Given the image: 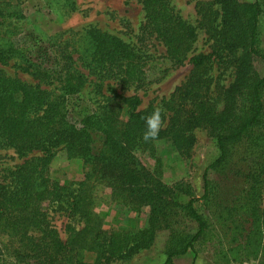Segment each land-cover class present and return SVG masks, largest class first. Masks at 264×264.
Masks as SVG:
<instances>
[{"label": "trees", "instance_id": "1", "mask_svg": "<svg viewBox=\"0 0 264 264\" xmlns=\"http://www.w3.org/2000/svg\"><path fill=\"white\" fill-rule=\"evenodd\" d=\"M63 1L68 10H76L75 0ZM137 1L145 12V29L160 39L168 59L176 65L184 63L196 43V28L175 12L170 0ZM216 4L221 9L219 21ZM196 11L199 27L214 40L216 50L191 58L190 77L163 101L171 116L154 139L146 141L144 133L145 120L156 108L141 110L137 96L115 95L102 111L85 115L77 126L68 119L66 98L81 93L85 85L82 76L61 77L62 96L51 100L39 86L8 77L0 70V147L10 148L19 156L44 152L10 171L8 183L0 182V235L10 239L17 254L11 264H111L150 249L161 230L170 232L165 264H174L175 257L194 252L195 243L209 228L206 218L194 207L196 200L192 197L187 204L176 201V190L155 172L144 169L135 153L153 151L155 142L167 140L181 155L189 156L195 145L193 132L202 125L210 128L219 150L218 159L208 170L227 169L236 151H244L248 156L245 170L238 173L247 186L246 201L250 206L258 203L264 191V76L256 71L254 60L260 56L259 22L264 0H196ZM25 21L19 6L0 7V63L23 59L33 68L35 79H51L49 73L54 72L44 66L45 61L34 56L32 48L17 42ZM88 35L100 80H111L121 92L147 84L146 60L138 50L99 29L90 30ZM239 49L242 56L236 60ZM223 51L234 59L237 71L226 92L224 108L218 110L210 72L214 59ZM41 71L49 73L43 75ZM124 109L126 122L121 119ZM161 116L163 122L165 115ZM60 146L70 159L82 160L92 175L98 174L124 205L135 211L149 208L147 226L134 234L105 230L88 189L66 194L67 189L50 178L51 151ZM92 177L87 175L86 180ZM205 179L207 187V173ZM180 192L192 196L190 186ZM67 195L72 197L69 204L73 212L84 223L81 229L68 226L67 239L63 240L48 221L43 204ZM208 197L207 190L203 199ZM250 214L254 227L261 226L264 233V211L260 217L253 206ZM183 221L195 222L196 233L177 230ZM85 253L95 254L93 263L84 260Z\"/></svg>", "mask_w": 264, "mask_h": 264}, {"label": "rangeland", "instance_id": "2", "mask_svg": "<svg viewBox=\"0 0 264 264\" xmlns=\"http://www.w3.org/2000/svg\"><path fill=\"white\" fill-rule=\"evenodd\" d=\"M76 10H68L63 0H0V7L19 6L26 16L22 35L17 40L19 46L25 44L32 48L34 56L45 61L50 69L51 79H35L33 68L23 59H12L7 64L0 63L8 77L17 78L32 86L45 90L51 100L62 96L64 80L61 77L82 76L85 85L77 96L67 97L68 119L80 125L83 117L102 111L115 95L137 96L141 100V110L150 106L161 109L165 115L161 129L167 126L171 116L163 107L174 91L190 77L191 58L199 54L213 53L216 50L214 40L207 31L199 27L200 17L196 11V0H170L178 15L190 26L196 28L197 40L187 60L176 65L166 54V48L160 39L145 29L146 17L142 5L137 0H75ZM254 2V0H239ZM218 21L221 19L219 5H214ZM260 56L254 60L256 71L264 76V13L260 18ZM99 29L130 44L146 60L147 84L139 89L131 88L121 92L111 80H100L93 64L92 41L89 31ZM242 56V49L236 54V60ZM228 51L215 58L210 72L211 91L217 100V109L224 108V99L231 83L235 80L237 64ZM43 75L48 73L41 71ZM121 119L126 122L128 114L124 109ZM195 145L189 156H183L175 150L170 141L154 143L153 151L135 153L139 164L150 172H155L162 182L176 190V201L187 204L193 197L194 207L208 221L206 235L195 243L194 252L175 257L183 259L179 264H264V233L261 226L254 227V218L250 217L253 206L261 217L264 211V191L258 203L247 202L244 184L239 171L245 170L244 151H236L227 169L208 168L219 157L215 139L210 128L202 125L194 132ZM52 161L49 176L65 187L66 194L89 190L95 200V213L103 219V228L107 231L137 233L147 226L149 208L138 211L123 204L114 196L113 189L103 182L98 174L92 175L91 168L80 159H70L61 146L52 149ZM43 151L19 156L10 148L0 147V182L8 183L9 173L32 157H41ZM210 184L205 185V175ZM87 175L93 176L86 180ZM85 183L87 186H82ZM190 186L192 196L180 192ZM91 187V188H90ZM207 188V189H206ZM91 189V191H90ZM208 190L209 197L203 199ZM72 197L68 195L55 202H45L43 210L48 221L58 230L63 240L67 239V227H83V220L72 210ZM179 225V224H178ZM176 226L178 230L195 234L198 225L193 221H183ZM170 232L157 233L154 245L141 250L129 259L111 264H157L166 258V247ZM17 246V245H15ZM15 253L14 244L9 238L0 235V264H11ZM188 255V256H187ZM84 260L93 263L95 254L85 253ZM166 261V260H165Z\"/></svg>", "mask_w": 264, "mask_h": 264}, {"label": "clouds", "instance_id": "3", "mask_svg": "<svg viewBox=\"0 0 264 264\" xmlns=\"http://www.w3.org/2000/svg\"><path fill=\"white\" fill-rule=\"evenodd\" d=\"M146 131L144 133V139L147 141L149 139H154L158 136L159 131L162 127V116L161 109H155L151 115H149L146 120Z\"/></svg>", "mask_w": 264, "mask_h": 264}, {"label": "crops", "instance_id": "4", "mask_svg": "<svg viewBox=\"0 0 264 264\" xmlns=\"http://www.w3.org/2000/svg\"><path fill=\"white\" fill-rule=\"evenodd\" d=\"M187 256H188V255H187ZM165 260H166V258H165V259L162 258V259H160V263H159V261H158L157 264H165ZM182 261H183V259H181V258H180V259H179V258H178V259H177V258L175 259V263H176V264H179V263L182 262Z\"/></svg>", "mask_w": 264, "mask_h": 264}, {"label": "built area", "instance_id": "5", "mask_svg": "<svg viewBox=\"0 0 264 264\" xmlns=\"http://www.w3.org/2000/svg\"><path fill=\"white\" fill-rule=\"evenodd\" d=\"M67 106H68V104H67ZM81 123V122H80Z\"/></svg>", "mask_w": 264, "mask_h": 264}]
</instances>
